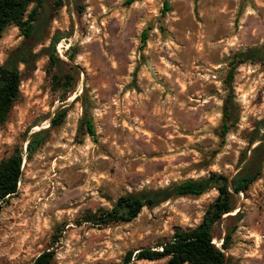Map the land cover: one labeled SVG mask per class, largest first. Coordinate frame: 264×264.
I'll return each mask as SVG.
<instances>
[{
    "label": "rangeland",
    "instance_id": "rangeland-1",
    "mask_svg": "<svg viewBox=\"0 0 264 264\" xmlns=\"http://www.w3.org/2000/svg\"><path fill=\"white\" fill-rule=\"evenodd\" d=\"M54 2L44 0L29 38L14 25L0 37L1 65L15 50L29 54L17 63L19 95L0 123V160L15 146L25 153L32 132L48 131L23 158L17 191L0 211V264H26L46 249L50 264H125L129 251L127 264H166L133 256L195 227L215 188L172 195L128 222L97 226L81 217L127 193L238 170L264 118V60L233 64L230 82L227 75L236 53L264 45V0ZM56 38L53 64L46 49ZM66 73L64 91L54 75ZM226 99L237 119L222 134ZM62 108L61 123L49 127ZM84 117L94 137L79 128ZM233 205L213 242L220 247L229 234L230 264H264V161Z\"/></svg>",
    "mask_w": 264,
    "mask_h": 264
},
{
    "label": "trees",
    "instance_id": "trees-1",
    "mask_svg": "<svg viewBox=\"0 0 264 264\" xmlns=\"http://www.w3.org/2000/svg\"><path fill=\"white\" fill-rule=\"evenodd\" d=\"M134 0H127L131 3ZM44 0H0V37L4 30L14 25L24 38H29L36 29L39 9ZM60 6L61 0H55ZM33 6L28 9L29 5ZM164 10L167 4H164ZM57 38L50 42L46 51L50 62L55 64L59 58L55 52ZM142 43L146 40V31L141 34ZM29 54L25 50L13 51L4 64H0V123L4 122L9 111L19 95L20 72L18 62H26ZM264 60V45L247 49L235 54L228 71L227 79H232L233 64L245 60ZM55 83L64 91L71 84L72 77L66 73L54 75ZM230 100L226 99L223 105V122L221 133L224 134L232 126L237 117L232 116ZM66 111L62 108L51 119L49 127L59 125L65 117ZM86 134L94 137L95 131L90 117L81 120L80 127ZM261 131L262 134H259ZM47 129L32 132L26 141L25 153L20 146H15L12 152L0 160V211L9 197L14 195L22 174L23 158L28 159L31 154L46 140ZM264 161V118L261 119L251 135L248 137V146L241 152L238 159V170L231 176L210 172L200 179H186L168 188L154 189L119 196L109 209H98L95 212H86L81 220L97 226L128 222L133 220L145 206H153L172 195H199L210 188L217 191L216 198L205 210L200 222L192 228L173 230L171 237L160 242L155 247H145L134 253L137 260L166 259V264H230V258L225 253L228 248L229 234L222 237L221 246L213 242L214 226L222 221V217L233 211V196L244 192L250 184L258 178ZM236 216V214L232 215ZM133 253L129 251L124 263L131 261ZM54 251L46 249L26 264H50Z\"/></svg>",
    "mask_w": 264,
    "mask_h": 264
}]
</instances>
